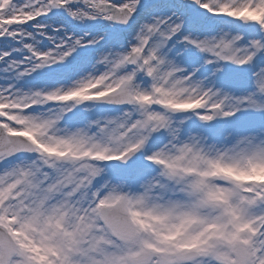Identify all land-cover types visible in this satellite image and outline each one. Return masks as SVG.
<instances>
[{
    "label": "snow or ice",
    "instance_id": "6c2138e0",
    "mask_svg": "<svg viewBox=\"0 0 264 264\" xmlns=\"http://www.w3.org/2000/svg\"><path fill=\"white\" fill-rule=\"evenodd\" d=\"M0 264H264V0H0Z\"/></svg>",
    "mask_w": 264,
    "mask_h": 264
}]
</instances>
